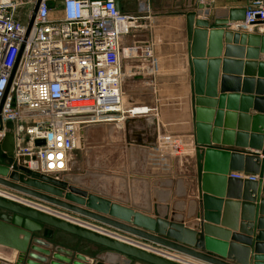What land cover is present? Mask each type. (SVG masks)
<instances>
[{
  "label": "water",
  "instance_id": "1",
  "mask_svg": "<svg viewBox=\"0 0 264 264\" xmlns=\"http://www.w3.org/2000/svg\"><path fill=\"white\" fill-rule=\"evenodd\" d=\"M40 1L36 2L27 33ZM143 2L138 0V11L146 12L150 6L144 7ZM180 3L175 10L183 28L173 36L182 44L188 72L194 166L188 186H183L182 176L173 171L171 158L166 168L167 157L158 156L153 139L143 142L129 138L128 127L143 123V119L127 117L121 124L128 150L135 147L146 151L148 176L166 179L151 182L137 173L140 177L102 174L108 181L113 179L114 191L122 189L126 199H117L125 206L96 195L103 191L94 188L96 173L92 171L85 173L92 179L82 184L79 181L84 175L42 174L28 169L30 158L14 157L12 135L6 132L0 140V188L106 227L114 235L100 234L0 196V264H189L165 252L200 264H264V181L232 177L238 173L261 176L264 168L260 159L264 154V34L237 29L236 24L244 19V7L215 9L196 0ZM115 8H119L117 0ZM166 21L150 22L157 26ZM150 22L148 17L137 19L133 31ZM144 37L135 46H147L149 37ZM161 47L165 50L163 44ZM146 60L148 68L141 74L124 78L126 95L153 96L151 82L143 85L151 80L152 73L149 57ZM125 62L120 56V65ZM125 81L134 86L125 89ZM250 109L255 113L249 114ZM94 127L109 131L116 125L82 127L78 133L82 147L86 145L85 132ZM5 128L11 130L12 124L6 123ZM34 144L41 146L43 141ZM246 149L251 151H243ZM157 166L159 171L152 170ZM58 232L96 245L102 252L93 257L74 253L57 244Z\"/></svg>",
  "mask_w": 264,
  "mask_h": 264
},
{
  "label": "built area",
  "instance_id": "2",
  "mask_svg": "<svg viewBox=\"0 0 264 264\" xmlns=\"http://www.w3.org/2000/svg\"><path fill=\"white\" fill-rule=\"evenodd\" d=\"M57 1H62V5H57ZM36 2L0 0V140L6 132L11 133L14 157L30 158L28 169L63 174L69 168L82 127L159 115L158 95L144 97L137 104L128 103L123 92L124 78L140 74L126 73L124 65L141 55L151 58L152 42L141 48L125 45L140 17L124 13L120 4L116 9L115 0H41L27 33ZM244 8V19L236 24L237 29L250 33L256 28L258 34H264V0H249ZM55 13L58 18L52 16ZM120 56L126 61L122 66ZM134 106L145 110L135 112ZM8 122L11 130L5 128ZM38 140L43 145L35 146ZM160 140L176 149L170 130L164 131ZM260 159L264 165V154ZM232 177L264 181V168L261 176L238 173ZM0 196L100 234L114 235L82 218L47 210L21 194L0 188ZM136 243L154 251L149 245ZM165 253L182 261L174 253Z\"/></svg>",
  "mask_w": 264,
  "mask_h": 264
},
{
  "label": "crops",
  "instance_id": "3",
  "mask_svg": "<svg viewBox=\"0 0 264 264\" xmlns=\"http://www.w3.org/2000/svg\"><path fill=\"white\" fill-rule=\"evenodd\" d=\"M143 6L149 7L148 11L141 12L138 6V0L132 1L135 2L133 9L121 8L122 11L129 15H135L136 17H148L149 22L153 19L165 21V23H160L157 26H153L150 23H146L145 26L138 28V31H131L125 39V45L131 46L136 43H140L144 40V35L149 37V41L152 42V57L149 58L150 69H152L151 80L144 81L143 85L147 86L151 82L153 86V95H159V93L171 91L172 98H170L171 108L167 117L168 123L163 120V113L160 116V109L156 117L152 114L144 116H134L137 119H143V123H132L127 129L129 138H133L135 141L140 140L143 142H150L152 139L156 145V151L158 156L161 159L165 158L166 144L162 143L160 136L167 129L170 132H173V136L176 139V149L175 156L172 161L173 171L177 176H182L183 186H188L189 180L193 177L194 166H193V146H192V119H191V108L189 103V85L187 82L188 72L186 70V58L181 52L182 44L180 41L175 38L173 35L175 33L182 32V23L178 20L180 14L175 10V7L181 5L180 0H144ZM197 1V0H196ZM249 0H210L208 3L212 8L215 9H228V8H241L244 7L246 2ZM249 33V32H247ZM250 33L258 34L257 29ZM164 45L165 50H162L161 45ZM141 48V47H140ZM262 56H260L261 58ZM235 61H240L234 59ZM242 61H246L242 59ZM148 68V62L144 55L136 57L134 60L129 61L124 65V70L126 73L136 72L142 73V70ZM170 68V69H169ZM244 67L241 66L240 74H244ZM243 77V76H240ZM158 79L157 82L155 80ZM127 82V83H126ZM241 84V83H240ZM127 86L133 87L134 85L131 82L125 81V89ZM240 89L242 85L240 86ZM174 93V94H173ZM131 102L128 103H139L147 95H137V94H128L127 95ZM150 98V97H149ZM255 112L250 109L249 114H254ZM115 124L116 128L107 130L105 127H94L90 128L85 132L84 140L86 145L79 152L72 153L73 159H75L73 166L68 168L63 174H73L75 176H85L86 171H92L96 173L94 175V184L95 189H100L103 191V194H107L110 198H107V195L96 194L98 197L106 198L111 202L120 203L121 201L117 198L125 200L124 192L115 190L113 179L110 181L104 179L105 176L102 174H108L104 170L106 167L114 168L113 171H110L112 177L124 176L129 178L140 177L135 175H142L140 178L145 179L147 177L149 181L166 179L165 177H149V170L145 166V156L146 151L132 147L128 150L127 141L125 138V128L123 123H110ZM106 125V124H105ZM251 151V150H243ZM112 154V155H111ZM125 157V158H124ZM126 159L125 162L122 159ZM72 161V160H71ZM93 164V170H91L90 164ZM125 164V165H124ZM184 167V169H183ZM154 171H159L160 167L152 168ZM131 171V172H130ZM131 173V174H130ZM145 174V175H144ZM176 176V177H177ZM92 176L87 175L84 178L80 179V183H88V180H91ZM174 180V176H171ZM169 179V178H167ZM106 180V181H105ZM118 180V179H117ZM104 184V185H103ZM109 186L107 188L106 185ZM121 184V183H120ZM126 184V182H125ZM136 184V183H135ZM103 185V186H101ZM128 185H126L127 188ZM180 186V185H179ZM129 188V187H128ZM181 190V187H179ZM140 190V187H139ZM136 195V190L134 191ZM190 194H193L191 191ZM116 197V198H115ZM136 197V196H135ZM142 197V196H141ZM125 206L124 203H120ZM142 206L141 203L137 204ZM48 208L56 210L55 208L46 205ZM128 206V205H127ZM143 207V206H142ZM90 222V221H89ZM93 223V222H92ZM216 227H220L217 225ZM227 230L226 228H223ZM230 231V230H229ZM230 233H234L230 231ZM57 244L60 246L72 250L74 253H81L93 257L96 253L99 254L102 252V248L92 245L88 242L80 240L74 236L68 235L66 233L58 232L56 234ZM133 239V238H131ZM136 241V240H135ZM176 258L185 261L187 263H196L194 260L189 258L175 255Z\"/></svg>",
  "mask_w": 264,
  "mask_h": 264
},
{
  "label": "rangeland",
  "instance_id": "4",
  "mask_svg": "<svg viewBox=\"0 0 264 264\" xmlns=\"http://www.w3.org/2000/svg\"><path fill=\"white\" fill-rule=\"evenodd\" d=\"M132 1H135V0H119V4H120V7H122L123 6V8H125V9H127V7L129 8V9H133V7H134V5H135V2H132ZM122 8V9H123ZM135 9H136V7H134ZM54 18H58L59 17V14L58 13H55V14H53L52 15ZM170 69V68H169ZM172 91V90H171ZM169 92V91H167L168 93H166V92H162V93H159V95H158V98H159V100H160V102H159V107H160V116H162L161 115V113H163V120H165V122L166 123H168V120H167V117H168V114H169V110H170V108H171V105H170V98H172V95H170L172 92ZM174 94V93H173ZM174 132V131H173ZM172 132V133H173ZM21 133H23L22 131H21ZM81 144L78 142V145H77V148L75 149V151L74 152H79V151H81V149L83 148L82 147V145L80 146ZM174 147H173V145H167L166 146V152H165V158L167 157V166H166V168L168 169V161H169V158H171L172 159V161H173V158H174V156H175V154L176 153H173L174 152ZM112 155V154H111ZM125 158V157H124ZM122 159V161L123 162H125L126 161V159ZM75 159H73V157H72V161L70 162V165H69V167L70 166H73L72 164L75 162L74 161ZM171 161V160H170ZM125 165V164H124ZM173 165V164H172ZM90 167H91V170H93V164L91 163L90 164ZM71 168V167H70ZM113 169L114 168H111V167H106V168H104V170L105 171H107L108 172V174H110V171L112 172L113 171ZM183 169H184V167H183ZM18 195H20V194H18ZM26 197V196H25ZM26 198H28V199H30L29 197H26ZM30 200H32V198L30 199ZM33 202L34 203H39V205H42V207L43 208H46L47 210L49 209L46 205L47 204H44V203H42V202H39V201H36V200H33ZM120 204V203H119ZM120 205H122V204H120ZM56 210H58V209H56ZM58 211H61V210H58ZM61 212H64V213H66V214H69V213H67V212H65V211H61ZM69 215H72V214H69ZM74 216V215H73ZM77 217V216H76ZM106 228V227H105Z\"/></svg>",
  "mask_w": 264,
  "mask_h": 264
},
{
  "label": "bare ground",
  "instance_id": "5",
  "mask_svg": "<svg viewBox=\"0 0 264 264\" xmlns=\"http://www.w3.org/2000/svg\"><path fill=\"white\" fill-rule=\"evenodd\" d=\"M133 110L135 111V112H139V113H142V112H144V110H145V108L144 107H140V106H134V108H133ZM104 185V184H103ZM136 196V195H135ZM193 264V263H192Z\"/></svg>",
  "mask_w": 264,
  "mask_h": 264
}]
</instances>
